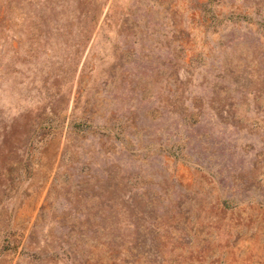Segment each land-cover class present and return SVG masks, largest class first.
Masks as SVG:
<instances>
[{
  "label": "rangeland",
  "instance_id": "1",
  "mask_svg": "<svg viewBox=\"0 0 264 264\" xmlns=\"http://www.w3.org/2000/svg\"><path fill=\"white\" fill-rule=\"evenodd\" d=\"M0 264H264V0H0Z\"/></svg>",
  "mask_w": 264,
  "mask_h": 264
}]
</instances>
